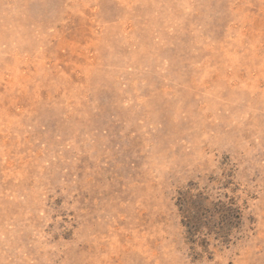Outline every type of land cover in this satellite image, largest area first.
I'll return each mask as SVG.
<instances>
[{
  "label": "rangeland",
  "instance_id": "obj_1",
  "mask_svg": "<svg viewBox=\"0 0 264 264\" xmlns=\"http://www.w3.org/2000/svg\"><path fill=\"white\" fill-rule=\"evenodd\" d=\"M0 264H264V0H0Z\"/></svg>",
  "mask_w": 264,
  "mask_h": 264
},
{
  "label": "trees",
  "instance_id": "obj_2",
  "mask_svg": "<svg viewBox=\"0 0 264 264\" xmlns=\"http://www.w3.org/2000/svg\"><path fill=\"white\" fill-rule=\"evenodd\" d=\"M196 199V198H195ZM182 199L183 225L192 238H194L202 228H206L219 236L222 242L228 240V234L232 227H236L241 221V212L237 207L219 202L213 207H207V199L199 196V199Z\"/></svg>",
  "mask_w": 264,
  "mask_h": 264
}]
</instances>
